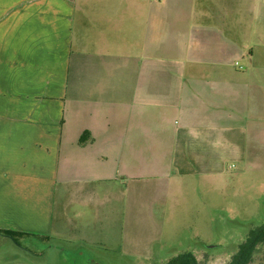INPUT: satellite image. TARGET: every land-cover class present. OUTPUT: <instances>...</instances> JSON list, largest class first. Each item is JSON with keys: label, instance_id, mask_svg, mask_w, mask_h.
<instances>
[{"label": "crops", "instance_id": "crops-1", "mask_svg": "<svg viewBox=\"0 0 264 264\" xmlns=\"http://www.w3.org/2000/svg\"><path fill=\"white\" fill-rule=\"evenodd\" d=\"M247 1L0 0V228L50 236L60 189L183 171L234 107L257 115L264 0Z\"/></svg>", "mask_w": 264, "mask_h": 264}, {"label": "rangeland", "instance_id": "rangeland-1", "mask_svg": "<svg viewBox=\"0 0 264 264\" xmlns=\"http://www.w3.org/2000/svg\"><path fill=\"white\" fill-rule=\"evenodd\" d=\"M212 2L223 0H194ZM197 13L200 18L208 12ZM254 29L247 16L246 35L253 36ZM118 62L126 65L125 58ZM261 84L257 115L252 108L234 107L227 140L204 146L208 153L194 155V164L183 171H149L126 186L102 183L97 195L94 187L70 188L68 198L60 189L56 205H66L67 212L55 214L50 241L27 237L16 243L0 235V264H162L185 251L201 264H227L249 230L264 221V80ZM249 264H264V244Z\"/></svg>", "mask_w": 264, "mask_h": 264}, {"label": "trees", "instance_id": "trees-1", "mask_svg": "<svg viewBox=\"0 0 264 264\" xmlns=\"http://www.w3.org/2000/svg\"><path fill=\"white\" fill-rule=\"evenodd\" d=\"M0 234L9 235L16 243L27 237L33 240L48 243L50 236L31 234L27 232L12 231L9 229H1ZM264 244V221L249 230L244 237V240L238 244L236 252L231 256L227 264H249L258 247ZM162 264H201L192 252L185 251L178 255L171 257Z\"/></svg>", "mask_w": 264, "mask_h": 264}, {"label": "bare ground", "instance_id": "bare-ground-1", "mask_svg": "<svg viewBox=\"0 0 264 264\" xmlns=\"http://www.w3.org/2000/svg\"><path fill=\"white\" fill-rule=\"evenodd\" d=\"M240 69H243L242 67H239ZM231 166H233V165H231ZM231 166H229L228 168H231ZM0 235H3V234H0ZM4 236H7V237H9V238H11L12 239V237L11 236H9V235H4Z\"/></svg>", "mask_w": 264, "mask_h": 264}]
</instances>
